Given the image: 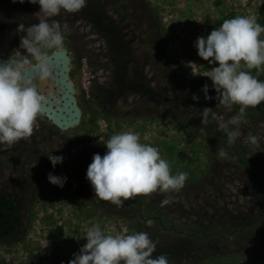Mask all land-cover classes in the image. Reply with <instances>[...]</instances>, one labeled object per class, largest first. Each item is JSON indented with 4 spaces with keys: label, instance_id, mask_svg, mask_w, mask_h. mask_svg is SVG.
Returning a JSON list of instances; mask_svg holds the SVG:
<instances>
[{
    "label": "rangeland",
    "instance_id": "rangeland-1",
    "mask_svg": "<svg viewBox=\"0 0 264 264\" xmlns=\"http://www.w3.org/2000/svg\"><path fill=\"white\" fill-rule=\"evenodd\" d=\"M86 5L47 18L36 15L38 3L0 0V57L6 60L15 50L25 54L19 48L21 23L25 28L43 19L67 23L64 49L82 110L73 128L62 130L42 114L31 137L0 145V212L7 221L0 228V264H68L97 223L111 234L148 233L157 245L153 255L167 254L171 264H264L262 103L246 110L234 144L213 114L202 124L205 107L227 120L239 106L228 112L217 105L208 75L218 64L204 61L194 46L226 19L257 20L264 0H86ZM51 69L50 82L42 85L49 94L45 107L62 108L68 116L62 67ZM249 71L264 81V71ZM125 131L157 147L173 175L188 173L178 193L139 195L122 206L95 197L88 166L94 154L106 153L112 135ZM250 135L259 137L258 145L249 142ZM220 148L227 158L218 156ZM51 153L64 157L55 168ZM49 173L66 176L64 186L51 184ZM169 195L173 202L161 206Z\"/></svg>",
    "mask_w": 264,
    "mask_h": 264
},
{
    "label": "clouds",
    "instance_id": "clouds-1",
    "mask_svg": "<svg viewBox=\"0 0 264 264\" xmlns=\"http://www.w3.org/2000/svg\"><path fill=\"white\" fill-rule=\"evenodd\" d=\"M23 2V0H21ZM39 4L40 11L47 18L61 14L77 13L86 7V0H29ZM70 31L67 23L51 19L39 20L25 28L21 23L18 33L19 48L14 56L0 62V145L11 147L22 139L32 136L37 117L42 115L49 103V94L42 85L50 82L52 56L49 50H64L65 33ZM264 26L257 23L255 16H237L226 19L220 27L214 28L207 37H198L195 42L197 54L213 67L208 77L216 91L218 106L232 112L238 105V113L227 120L212 108L205 107L201 113V123L209 122V114L218 121V127L234 144L240 136V125L248 108H256L264 102V81L259 80L249 70L264 71ZM33 61L35 63H33ZM30 72V74H29ZM39 81V83H37ZM205 99L210 100L208 85L202 87ZM193 101L199 96L192 95ZM234 126V127H230ZM206 134L205 129H200ZM145 141L149 140L144 135ZM252 145H258L259 137H248ZM106 153L94 154L89 164L86 178L90 182L95 197L122 206L124 201L135 196H150L153 193H178L188 179L187 172L173 175L170 163L163 159L159 149L150 143H142L139 133L125 131L112 135L105 143ZM218 156L227 158L225 149H218ZM53 168L61 164L63 156L49 154ZM51 184L63 187L67 177L48 174ZM174 197L166 196L161 206L172 203ZM87 243L68 264H171L167 254L154 256L156 243L146 232L133 234H111L101 229L99 223L86 230Z\"/></svg>",
    "mask_w": 264,
    "mask_h": 264
},
{
    "label": "water",
    "instance_id": "water-1",
    "mask_svg": "<svg viewBox=\"0 0 264 264\" xmlns=\"http://www.w3.org/2000/svg\"><path fill=\"white\" fill-rule=\"evenodd\" d=\"M52 60L50 61V65L53 66H61V76L62 83L65 86V94L64 98V107L65 112L68 114L66 116L62 113L63 109L59 108V111L51 110L47 107H44V112L50 120L60 129L67 130L73 128L80 124L82 118V110L78 105V101L74 94L76 93L73 83L70 81L69 73H70V58L67 50L57 51L55 50L52 53ZM6 61V59L0 57V62ZM30 74V72H29Z\"/></svg>",
    "mask_w": 264,
    "mask_h": 264
},
{
    "label": "trees",
    "instance_id": "trees-1",
    "mask_svg": "<svg viewBox=\"0 0 264 264\" xmlns=\"http://www.w3.org/2000/svg\"><path fill=\"white\" fill-rule=\"evenodd\" d=\"M257 23H259L261 26H264V7H263V14L257 19ZM222 24V22H219L217 25V28L220 27V25ZM261 37L264 39V33L261 34ZM55 49L49 50V52L53 51ZM73 75V74H72ZM85 112L83 113V116L85 117ZM241 162L244 164V166L247 167V163L244 160H241ZM247 170L249 172H251V170L249 169V167L247 168ZM252 175V173H250ZM260 199L262 202H264V198L262 195H259ZM4 213L1 211L0 212V228L4 227V225L6 224V217L3 215ZM8 216V215H7Z\"/></svg>",
    "mask_w": 264,
    "mask_h": 264
},
{
    "label": "built area",
    "instance_id": "built-area-1",
    "mask_svg": "<svg viewBox=\"0 0 264 264\" xmlns=\"http://www.w3.org/2000/svg\"><path fill=\"white\" fill-rule=\"evenodd\" d=\"M20 257H22V260H25L23 252L22 253L20 252Z\"/></svg>",
    "mask_w": 264,
    "mask_h": 264
},
{
    "label": "flooded vegetation",
    "instance_id": "flooded-vegetation-1",
    "mask_svg": "<svg viewBox=\"0 0 264 264\" xmlns=\"http://www.w3.org/2000/svg\"><path fill=\"white\" fill-rule=\"evenodd\" d=\"M260 107L264 110V102H262V105Z\"/></svg>",
    "mask_w": 264,
    "mask_h": 264
}]
</instances>
